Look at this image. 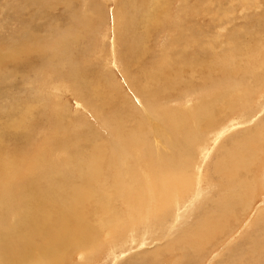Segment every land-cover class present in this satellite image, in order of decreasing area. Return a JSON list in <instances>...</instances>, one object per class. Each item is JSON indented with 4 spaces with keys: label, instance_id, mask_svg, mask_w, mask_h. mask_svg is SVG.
<instances>
[{
    "label": "bare ground",
    "instance_id": "bare-ground-1",
    "mask_svg": "<svg viewBox=\"0 0 264 264\" xmlns=\"http://www.w3.org/2000/svg\"><path fill=\"white\" fill-rule=\"evenodd\" d=\"M25 1L26 0H24V3ZM163 1L165 2V0H162V3H160L159 0H153L152 7H158V8L163 7L164 10H162L161 12L165 14L167 10L169 13L171 7L170 9H168L167 4L170 0H168L165 4H163ZM234 1L235 0H228L227 1L228 5H227L223 2V0H217V5L219 7H222V5L225 4L226 8H230V4ZM241 1L243 4H250V3H253L254 0H241ZM142 2L143 0L141 1V8L138 14L139 16L141 15V18H142V15H145V13L142 11L143 9ZM70 4L71 2L69 3V5ZM55 5H50V7L55 6ZM89 6H92V5L89 4ZM50 7H48V9ZM68 7L69 6H67V8ZM45 8H43L44 12H45ZM114 9L116 8L114 7ZM98 11H101V10H98ZM96 13L93 16H95ZM69 15L74 16L73 13ZM194 15H195V12L189 11L185 15L187 16L186 18L188 19L186 21H181V22H184L186 24H191L193 21ZM197 15H198V19L195 21L194 24L198 23L200 14L197 13ZM219 15H216L217 17L216 19L219 22H223L225 25L230 23V18L233 19L232 10L231 11L227 10L226 12H222L221 14L219 13ZM253 17L254 18L252 20H249L250 23L253 26H258L262 28V33L258 35L257 37L258 40L260 41L257 43L258 44L262 43V46L264 47V13H261L259 15L255 14L253 15ZM86 19H88V21L90 22L92 21L91 18L90 19L86 18ZM151 19L156 20L157 22H162L158 20V17L156 15H152L149 19L147 18V22ZM202 20L204 23L205 20L203 18ZM37 21H34V23H36ZM213 21L214 19H212L209 22L211 23ZM39 23L41 24V22ZM26 24L27 22L26 23L23 22L21 25L22 26L21 32L20 33L17 32V34L19 33L21 37L22 36L24 37L23 33L26 31V29L28 30L27 33L30 32L28 33V36L24 38L25 39L24 42L17 40L18 42L22 43V44L18 43L17 45L21 46L19 48H22L23 50L22 56H25V57L30 54H33L35 52V47L37 45L39 46L38 39L40 37L39 38H36V37L38 36V34H40V32L36 33V30L37 28L38 30L41 29L40 28L41 25L38 27L35 24L33 26L32 24L31 26L27 24L29 26L28 28ZM150 24L151 23H149V25ZM37 25H38V22H37ZM53 27L54 26H52L51 27L52 29H50V31L52 30L51 31L52 33H54V28H56L57 30L56 25L54 28ZM118 27H119L118 21H116V28ZM171 27L172 26L170 25V28ZM186 30L193 31V28H187ZM223 30L224 29H217L213 37L215 38L217 36L215 38L216 40H219V39L223 40L224 36H221V34L223 33ZM163 31H165V29H163ZM34 33L37 34V35L35 34L36 37L34 36ZM55 33H58V30L55 31ZM49 34L54 35V34H51L50 32ZM124 34H126V31L125 33L122 34V36ZM204 34L205 36L210 37L209 31H205ZM25 35H26V32H25ZM127 35L129 34L127 33ZM141 35L143 36V34ZM9 36L11 37V35H8L5 38V40H7ZM20 36L18 38H20L21 40ZM54 36H50L51 39ZM138 36L140 37V35ZM10 37L8 39L12 38ZM15 37L13 39H15ZM50 37H47V39H49ZM56 37H54L53 39H55ZM116 37H115L116 40H114L113 38L111 43H109L111 63H109V65H106V66H111L113 62L114 67L118 69L119 63L120 65H122L121 62L118 61L119 60L118 59L119 58L118 47L122 45L123 41L120 44L122 39L119 38L120 41L118 43ZM74 38L75 37L72 38L73 43H75ZM127 38L129 39V37ZM234 38L236 39H232V41L235 45L231 43V47L226 52L225 56H220L219 54H215L217 61L212 66L216 68L217 67L220 68V71L217 74L218 76L221 75L222 78H220L219 80L229 78L230 80L235 81L238 75L234 74V70L237 66H239L238 70L240 73L239 74L240 77L243 76L245 79H248L247 77H250V76L252 77V74L254 75L255 73V69H257L258 71L263 69V72H264V58L260 57L262 58V60L260 62L259 60L256 62V59L259 57L258 55L256 57V54H253L254 49L251 48V46L244 47L236 36ZM40 39H41L40 40L41 43L44 42L43 38H40ZM45 39L46 37L44 38V40ZM47 39L45 40L46 42L43 45L47 43ZM180 39L181 40L185 39L186 44L184 45L186 47L179 49L175 53V56H174L175 58L174 60L172 59L170 63L171 64L170 66L173 69L169 70L168 75L167 76L165 75L166 76L165 79L173 81L174 83L171 86H175V82L179 80L180 78H182L181 76L185 74L187 76L186 80L188 81V83H191L190 86H193L191 90L194 91L197 88L195 81L197 78L196 74L199 70L200 64L196 66H193V65L195 61V56L198 53L197 51H195L192 56H189L186 36L180 33ZM125 40L127 42V39H124V41ZM58 41H56L53 47L50 46V44L47 45L48 43H50L48 42L46 44L47 48L49 49L48 46H50L53 51L51 49H50L51 51H49L47 50V48H45L46 50L44 49L43 53L44 54L49 53L48 54L50 56L49 60H52V61L53 60L59 61L65 55L64 58L68 57L67 60L71 65H69L70 67H67L68 65H66V63L68 62H66L65 65L60 64V63H57V64L54 63L52 65H49L50 67L52 66V69H50V71H53L54 75H56L62 83L63 82L67 83L66 85L63 83L64 86L62 88L60 86H57L56 84H52L53 91L55 93L60 92V97L62 94L68 93L70 95H76L77 97H80L81 101L83 98L84 104L82 105H86V101L92 105L94 103L95 104L94 109L98 112L94 111L92 116L94 117V119H96V121L98 120L100 122V120L103 119L101 118V116L104 117L103 115H105L104 113L105 111H109L111 108L115 109L116 105L119 106V102L121 100L126 101V99L121 96V93L119 91L114 90L115 84L113 85V82H112V75L114 71L112 73L106 72V74H102V73L98 74V72L96 73V71H98L97 65H96L97 70L95 71L92 70L94 66L91 69V64H88L90 62L89 61L90 58L87 57L88 61H86L87 58L85 54H83L84 55L83 57L81 56L82 60L85 61L84 64L82 65L78 64L80 63V61L78 59L76 61L75 59V57H78L79 55V53H77L78 51L77 52L75 51L77 54L73 53V51L69 52V51L64 50L65 52H61L62 44L60 41L59 42ZM238 42H239V46H236ZM4 43L6 44V46H9L8 41L7 43L3 41V44ZM14 43L16 44V42ZM3 44H2V47H3ZM28 44L29 46L30 44L32 46L31 48L26 49L25 45H28ZM17 45H16V48H17ZM215 45L217 48H219V45L225 46L224 43H215ZM12 47L13 46H11L10 48ZM40 47L42 49V46ZM7 48L9 47H6V49ZM36 49H40V48L37 47ZM124 49H126V47ZM15 51L17 53L19 52L18 50H15ZM128 51L130 52H127L124 54L126 55L128 54L131 57L132 50L130 49ZM12 53L13 52H11L10 54ZM63 53L64 55L62 56ZM146 53H147L146 50H144V55ZM126 55L124 56L122 55L124 61L127 60ZM137 55H139V53H137ZM137 55L135 56L136 59H137ZM13 56H17V55H13ZM13 56L12 58H15ZM18 56H19V59H24L20 62L21 65L28 63L25 60V58H21V55H18ZM121 57L120 59H122ZM41 58L40 56L38 57V59L40 60ZM140 59L139 60L137 59L138 62L140 61ZM4 60L5 58L3 59V61ZM64 60L65 59H62L60 61H64ZM47 62L51 63L50 61H47ZM125 63L127 65V62ZM130 63L133 64L135 62L132 61ZM139 64H141V62ZM126 65L124 67H127ZM53 66H55V68H53ZM106 66L105 68L107 69ZM190 66H193V67H190ZM23 69H24L23 71H20L21 69L17 71L18 72L20 71L22 73L25 71V68ZM30 69L31 68H29V70ZM128 70H131V69L128 68ZM158 72H157V75L152 74V77H151L152 83L155 80V77L156 79L158 78L157 77ZM161 72H165V71H161ZM209 72H210V75L208 78L210 79L212 78L213 72L211 70H209ZM263 72L258 73L259 75L257 76H260V74L263 75L262 74ZM240 77L238 76V78ZM24 79H25V76H24ZM213 79L215 78L213 77ZM245 79L242 81L245 82ZM5 80H7L6 77H5ZM125 81L127 85L129 86V90L132 91L131 93H136L140 97L141 96L144 97V94L147 93V91L145 92L144 90H142L143 88L141 89L142 92L139 91L138 90L139 88H136L137 82L131 81L130 76L127 77L126 75ZM166 81L164 80V82ZM211 81H214V80H211ZM68 82L73 83V86H68ZM164 82H162V84ZM14 83H15L14 86H16V83H18V81L16 82L14 81ZM247 85H244L243 87L237 86L239 88L235 87L227 91L228 93L229 92H232V93H229V96H228L229 102L227 104H222L223 106L222 109L224 110V112L233 111L238 106L241 107L240 109L246 108L247 103L251 101V100L249 101V97L250 96L252 97V95L259 90V87L257 90H252L253 88L251 89ZM230 86L232 85L230 84ZM261 86L262 84L260 85V87ZM156 87L155 89L157 90L159 88V84L157 85L156 83ZM176 87H177V84H176ZM187 87L188 86L184 88V90H186V95L184 96V98H182V103H184L185 109H186L185 115L181 112L169 114V112L162 111L160 109L158 110L157 105H160L158 104V102H160V100L163 101L166 98L165 95L163 94L164 92L160 90V91H155V94L157 97L156 100L158 101L154 99H150V101H147L146 103L144 99L145 98L149 99L148 96H146L142 102V104L143 103L144 104L141 107H139L141 109L140 112L139 110L136 111L134 109V112L131 111L129 113L123 114L121 117L119 116L120 117L119 119L122 122L121 124H126V126L128 123H130L129 120L134 119L136 121V123L133 124L132 127L135 130H137V134L140 131H143V133H146L147 145L140 144L141 138L139 136H135L134 139L130 136L131 139H129V137L126 134L128 139L123 138L122 136H124L125 134L124 135L120 134L119 132L120 127L119 128L117 127L118 129L115 130L111 126V128L113 129V132L111 134L114 135L115 137L110 140L112 143L120 147V149L116 147L117 149L115 148V151L109 152L108 154H106L107 150H106L105 144L104 146L100 144L102 147H99L98 140H97L98 142L96 141V143H93V141L87 143L86 142L87 140L84 139V137L83 138L78 137V135L81 136L80 133L78 135L71 134L75 138V145H73L72 143L68 142V140H71V138L66 134V131L64 129L61 130L58 134H56V136H54V137H57V139H53V142L57 144L56 147L62 148V150L56 148L57 149L56 156L54 157L50 155L46 156L45 154L39 153L36 150H30L28 152L25 147V144H26L25 142L30 143V138H31L30 133H32V127L34 126V124H31L32 118L29 119L30 114H26V116H28V119L24 115L22 116L21 119L16 117L15 115L18 116L19 114L15 113V111L17 110V107L14 102L11 104L10 110H6L0 107V142L2 140V143H0V145L5 144L6 142L8 143L9 142L8 139L13 142V144H11V147L9 149H5L3 147L5 151H3L4 149L2 148V146H0V149H3L2 150L3 152L0 151V264H73L74 262H72L71 260V256H72L71 253H74V251H72V249L79 251V253L83 255L82 262L78 264H94V263L104 264L103 261H101V259L103 258L102 254L106 256L105 260L106 262H108V264H117L120 260H122L121 257H123L122 255L124 254L123 250L125 248H128L130 244L135 245L134 241H139V239H142V242L144 241L145 244L147 243L148 248L150 247L149 245L151 243L155 242V246L152 245V247L153 246L155 247L154 251L153 250L146 251V252L143 251L142 253L136 256H133L132 258H130L128 261H126L123 264H189L191 261L194 260V257L196 258L195 261H197L202 251L204 250L213 251L217 249V246L219 244L220 245L222 244L221 242L228 240V237H227L228 234H225L226 232H224L225 227L227 225H225L224 223L225 220L223 219H226L229 216H234V213H237L234 211L237 209H235L236 201L234 200L235 198L233 197L234 194L231 193L232 191L231 184L236 183V186H238L239 188V190L237 189L238 192L240 190L243 191V194L245 196H249L248 191L244 190L245 188L247 190V187L249 186L246 187L245 183H243L242 180H239V175L242 170L241 169L242 167H239L236 162L235 163L225 162V159H226V156L229 158L230 155H234L235 157H241L244 153L241 154L239 150L234 151L235 149L234 148V149H231L234 152L233 154L232 153L227 154L226 153L227 149H224L225 159L223 158L218 159V161L214 162L213 166H210L214 169L216 177L212 174V172L211 174L213 175L214 178L218 180L217 183H213L209 179L210 176H208V178L205 177L203 171L207 168L206 166H209V165H206L207 164L206 161L208 159L203 158L201 156V152L202 151L206 153H209V152L206 146L201 145L203 142L202 140H201V143H197V141L201 133H204V132L209 133L208 128L215 127L214 124L216 122V118H214V116L216 112L214 110V107L212 106L213 105L211 103L212 100L210 101V99L208 100V103L210 105L208 106L206 111L203 108H198L197 111L194 110L193 107L191 106L192 104L191 99L193 98V95H188L189 91L187 92ZM15 88L17 89V87ZM160 88L163 89L161 85H160ZM221 91H223V89ZM1 94L2 93H0V98H1ZM148 94H151V93H148ZM262 98L263 97H260L258 100H261ZM14 101H17L18 103H20V101L16 98H14ZM57 101H58V97H57ZM92 105L91 107H93ZM257 106L259 107L258 103H257ZM85 107H86V111L83 109L85 112H91V110L89 111L91 107H87V106ZM55 108L57 109V113L55 114L54 119L55 121H57L56 124H58L60 122L58 119V114L63 113V111L59 109V106L57 107V104L55 105ZM80 108H83V107H80ZM218 111H220V109ZM92 112L90 114H92ZM239 112H240V115L242 116V119L239 123V127L241 129L245 128V124L255 122V120L258 117L257 115L243 117V114H241L242 112L241 111ZM130 114L134 115V117L126 120V118H128ZM88 119L90 120L89 117ZM80 121H84V120H82L81 118ZM117 123H116V126H117ZM200 123H204V126ZM56 126L59 127V125H56ZM107 126L108 124H106L105 122L100 125L101 129H103L104 127H105L104 129H106ZM198 129H200L201 132H199ZM216 129L217 128H214L210 132H213ZM5 130H7L8 133L14 131L18 135V138L20 139H17L14 133L12 135L10 134L11 136L9 135L7 139V136H4ZM255 130L263 131V133L261 132V134L257 135L258 139H260V142L258 141L259 147L252 148V139L250 137V134H248L247 136L250 140L246 141L245 144L247 143L249 148H243V149L245 151H247L246 149L250 150L248 153L250 154V157L249 159L245 161L251 160L252 165L250 164L249 165L251 167L255 166L257 169H259L256 161L258 157L260 158V160H262L259 155L264 154V149H263L264 147V121L256 125V128L252 131H255ZM90 133L91 132L89 131V134ZM255 133L258 134L259 132L255 131ZM135 135H136V131H135ZM209 135H210L209 137L210 139L212 138L215 140L216 138V141L218 140V142L221 141L222 139V137H218V138L213 137L211 133H209ZM165 137L166 139H164ZM172 137H174L175 139L173 140ZM89 138H91V136ZM146 139L143 141L146 142ZM125 140H127L128 144H130V149L126 148V146L128 147V145L125 146V143H127ZM129 140H131V142H129ZM149 140L150 141L152 140V145L149 144ZM194 140L196 141V143H193ZM92 143L94 144L93 150L91 149L92 151L90 152L87 150L88 154H84L83 152L84 148L80 149L81 146L85 144H86L85 147L89 145L92 146L91 145ZM103 150L104 151L106 150L105 151L106 153L103 152ZM71 151H72V155H68V153ZM82 152L84 154L83 156L81 155ZM61 153L66 154V157L61 158V155H60ZM242 157L243 159L246 158L244 156ZM193 158H195V164H193L192 162ZM233 164H236L237 166ZM196 165H198L201 168V171L197 170ZM241 165H243V163ZM262 166L264 169V164ZM192 167H194L193 169L194 173L199 174L198 175L199 177L202 176L203 178L206 179L207 185H210L211 183H213L212 184L213 189L211 188L212 190L210 192L208 191V188L205 191L198 190L199 186H198V180L196 179L197 175L194 177V180L189 181L190 176L188 175V172L191 171ZM247 170H250V167H248ZM216 185H218V187ZM216 188H218L217 191H220L221 195L217 196L218 195L217 194L216 195L217 198L215 197L212 198L213 192H217L214 190ZM254 189H256V187ZM262 191L264 192V185L262 186ZM235 192H236V189H235ZM230 193L232 194V196ZM258 195L260 194L258 193ZM205 200L208 201V203H206L205 206L202 207L203 210H202V214L200 218L201 221L199 220L197 222L195 221L196 223L189 224V226L185 228L186 225L188 224L186 221L187 220L186 217L189 216V212L193 209V207H195V205H197V203L201 205V203H203ZM187 201L191 205L190 208L187 210V212H180V210H178L180 208V204L187 202ZM251 202L252 201H250L249 204H247L249 206L248 208L240 211L242 214H244V217H239V216H237L238 218H236L235 216L232 217L234 222H237V224H240L245 227L244 224L246 223V220L248 219V218L245 219V214H246L245 211L250 210L252 209V207H254L251 204ZM184 208L186 207L184 206ZM256 210L258 212V209ZM257 212L255 214H257ZM262 213L258 214L257 219H259L262 216L261 215ZM7 215L10 216L9 218H11L10 219L11 222H9V224H8L9 220H8ZM262 218H264V215ZM254 222L255 220L253 221V223ZM155 226L156 228L155 230H153V227ZM261 228L264 229V226H262ZM156 230L161 232L162 236L160 238H157L156 240H152L151 238L155 234ZM112 232H113V236L111 235ZM230 233L233 234V232H230ZM109 234L112 237V240H114L113 245L108 244L107 237L109 236ZM132 235L134 237L133 239H132ZM251 235H248V239H247V242L250 245L249 246L247 244L249 246V249L245 248L247 251H249V252L246 251L247 254L241 253L242 251L239 250L243 246V242H240L239 245L237 244L238 245L237 249L235 248V249L229 250L228 252L225 251L227 253L226 256L233 255L235 252L239 251L240 258H242L244 255L246 256L249 255L247 256V260L249 261L248 259L249 257H252L253 254H255L254 256L258 254V251H257L258 249L262 251V248L264 247V232H263V235L258 238L256 236H251ZM223 236L225 239L223 238ZM219 237H222L223 239L220 243L216 242L218 244H216L215 246L210 245L212 242L216 241V239ZM149 239L150 241L148 242L147 240ZM253 247H255V249ZM228 249L229 247L227 246L226 250ZM126 250H129V249H126ZM205 251L203 253H205ZM93 255H95V257H93ZM239 255L238 257L234 255V257H237L239 259ZM243 258L246 260V257H243ZM221 260L219 261L220 263H222L225 259L223 261ZM256 261H259V260H256Z\"/></svg>",
    "mask_w": 264,
    "mask_h": 264
},
{
    "label": "rangeland",
    "instance_id": "rangeland-1",
    "mask_svg": "<svg viewBox=\"0 0 264 264\" xmlns=\"http://www.w3.org/2000/svg\"><path fill=\"white\" fill-rule=\"evenodd\" d=\"M141 1L142 0H26L24 3V0H0V41H1V43H0V78H1V80H0V93H2L1 98H0V107L3 109H6V110H10L11 104L14 102L16 107H17V110L15 111V113L19 114L18 116L15 115L16 117L21 119L23 115L26 116V114H30L29 119L32 118L31 124H34V126L33 127L31 126L32 127V133H30V135H31L30 143L25 142L26 143L25 144L26 150L28 152L30 150H36L37 152L43 153L46 156L50 155V156L54 157L57 155V153H56L57 149L56 148L61 149V150H62V148L56 147L57 144L53 142V139H57V137H54V136H56V134H58L63 129L66 131V134L71 138V140H68V142L72 143L73 145H75V138L71 134L78 135L80 133L81 136L78 135V137H81V138L84 137V139L87 140L86 141L87 143L92 142V141H93V143H96V141L98 140L99 142L98 141L97 142L99 144V147H102L100 144H102L103 146L105 144L107 153L105 152L106 150L105 151L103 150V152H105L106 154H108L109 152L115 151V148L118 147L117 145L112 143L110 139H113L115 137L114 135L111 134L113 132V129L117 130L119 127H120V130H119L120 134L121 135L125 134L124 136H122L123 138L128 139V137H129V139H131L130 138V136H131L134 139L135 136H139L141 138L140 144L147 145L146 133H143V131H140L137 134V130H135L132 127L133 124L136 123V121L134 119L129 120L130 123H128L126 126V124H121L122 122L119 118L123 114L129 113L131 111L134 112V109L136 111L139 110V112H140L141 109L139 107H141L144 104V103L142 104V102L146 96H148V98H149V99H147V98L144 99L146 101V103H147V101H150V99L156 100L157 97H156L155 91L162 90V92H164L163 94L166 97L163 101L160 100V102H162V103L158 102V104H160V105H157V107H158L157 109L169 112V114L181 112L185 115L186 109H185L184 103H182V98H184V96L186 95V90H184V88H186V86H188L187 87V92L189 91L188 95H193V98L191 99L192 100L191 106L193 107L194 110L197 111L198 108H203L206 111V109L210 105L208 103V100L209 99H210V101L212 100L213 102L211 101V103L213 104L212 106L214 107V110L216 112L215 116H214V118H216V122L214 124L215 127L208 128L209 133H211L213 137H217V138L222 137V139H221V141L218 142V140L216 141V138H215V140L212 138L210 139L209 133L204 132V133L200 134V136L198 138L199 142L197 141V143H201V140H202L203 142L201 145L206 146L207 150L209 152V153H206L204 151L201 152V156L203 158L208 159L206 161L207 162L206 165H209V166H206L207 167L206 169L204 167L205 170L203 171V173H204L206 178H208V176H210L209 179L213 183H217L218 180L213 177V175L216 177L214 169L210 166H213L214 162L218 161V159H221V158L225 159V156H224L225 150L224 149H227V151H226L227 154H231V153L233 154L234 152L231 149H234V148H235L234 151L239 150L241 154L244 153L242 155V156L246 157L244 159L242 156L241 157H235L234 155H230L229 158L226 156V159H225V162H232V163L236 162L239 167H242L241 168L242 170H241L240 175H239V180H242L243 183H245L246 187L249 186V187H247V190H246V188L244 189L245 191H248L249 196H245L243 194V191L240 190L241 192L240 191L238 192L239 188H238V186H236V183L231 184V187H232L231 190L232 191L234 190L233 192L231 191V193L234 194L233 197L235 198L234 200L236 201L235 202V204H236L235 209H237V210H234L235 212H237V213H234V216L236 218H238L237 216L244 217V214H242L240 211L248 208L249 206L247 204H249L250 201H252L254 203L253 204L251 202V204L254 207H252V209H250V210L245 211V213H246L245 219L248 218L246 220V223L244 224L245 227L240 225V224H237V222H234V220L232 218L234 216H229L228 218L223 219V220H225V222H224L225 225H227L225 227L224 232H226L225 234H228V236H227L228 240L221 242L223 240L222 237L217 238L216 241H214L210 244V245L215 246L216 244L221 242L222 244L221 245L219 244L218 245L219 247L217 246V249H215L213 251H205L204 250L205 253H203L204 251H202V253L199 255V258L197 259V261H195L196 258L194 257V260L191 261L189 264H219L220 263L219 261L221 259H222L221 261H223L224 259L225 260L220 264H231V263L232 264H252V263L253 264H258V263L263 264L264 263V253H263L264 247L262 248V251L259 249L257 250L258 254H256V256H254L255 254H253L252 257H249L248 258L249 261L247 260V256H249V255L243 256V254H242L243 257H246V260H245L243 257L240 258L239 251H237L233 255H229V256H226L227 255L226 252H228L229 250L235 249V248L237 249L238 248L237 246L239 245V243L243 242V246L239 250L242 251L241 253L247 254V252H249V251H247L246 249H249V246H250L249 243L247 242L248 235L252 234L251 236H256L258 238V237L262 236L263 232H264L263 231L264 229L261 228L262 226H264L263 225L264 224V218H262L264 215V212H263L264 211V192L262 191V186L264 185V169L262 166L264 164V154L259 155L262 160H260V158L258 157V159L256 161V163L259 167V169H257L255 166H253V167L250 166V165H252L251 160L245 161V160L249 159V157H250V154H248L250 150L246 149L247 151H245L243 149V148H249L248 144L247 143L245 144L246 141L250 140L247 136L248 134H250V137L252 139V148H254V147L258 148L259 147L258 143L260 142V139H258L257 135L261 134V132L263 133V131L255 130L256 132H259L258 134H256L255 131H252V130H254L256 128V125H258L262 121H264V113H263L264 109H262V108H264V81H262V80H264V72H263V69L260 71L255 69L254 75L252 74V77L251 76L247 77L248 79L250 78L248 80V79H245L243 76L240 77V75H239L240 73L238 70L239 66H237L234 70V74L238 75L240 78H238V76H237L235 81H232L229 78L219 80L220 78H222L221 75L218 76V74H217L220 71V68L213 67L212 65L217 61L215 54H219L220 56L226 55V52L231 47V43L234 44L232 39H236V38H234L235 36L239 39V41L242 43V45L244 47L251 46V48L254 49L253 54H256V57H257V55L259 57L256 59V62L258 60L260 62L262 60V58H264V47L262 46V43H259L260 45L257 43L260 41V40H258L257 37H258V35H260L262 33V28H260L258 26H253L249 21V20H252L254 18L253 15H255V14L259 15L261 13H264V0H254L253 3H250V4H243L241 0H235L234 2H232L230 4V8H226V5H225V4L228 5V2H227L228 0H223V2L225 4H223L222 7H219L217 5V0H211V1L210 0H195V1H193V0H170L167 4L168 9H170V7H171L170 12L168 13V11L166 10L165 14H163L161 12L162 10H164L163 7L162 8L152 7L153 0H143L142 11L145 13V15H142L143 19L141 18V15L140 16L138 15L140 8H141ZM167 1L168 0H165V2L163 1V4H165ZM70 2H71V4L69 5ZM159 2L162 3V0H159ZM134 3H135V5H134ZM206 3H207V5H206ZM42 4H44V5H42ZM64 4H66V5L68 4L67 6H69V7L67 8V6ZM89 4H91L92 6H89ZM32 5H34V6H32ZM35 5H37V6H35ZM46 5L48 7H50V5H55V6H51L48 9V7ZM77 6H79V7H77ZM114 7L116 9H114ZM43 8H45V12H44ZM95 8H97V9H95ZM93 9H94V11H93ZM98 10H101V11H98ZM227 10L233 11V16H232L233 19L230 18V23L225 25L223 22H219L216 19L217 18L216 15H219V13L221 14L222 12H226ZM189 11L195 12L192 23L186 24L184 22H181V21H186L188 19V18H186L187 16H185V15ZM94 12L95 13L97 12L95 16H93L95 14ZM115 12H117V13H115ZM72 13L74 14V16L69 15ZM112 13H113V15H112ZM197 13L200 14L199 20H198V23L194 24L195 21L198 19ZM135 15H137V16H135ZM152 15H156L158 17V20H160L162 22H157L156 20H153V19L149 20L150 22L149 21L147 22V18L149 19ZM201 15H203V16H201ZM69 16H70V18H69ZM86 18H89V19L91 18L93 22L91 21L92 22L91 23ZM202 18L205 20L204 23H203ZM33 19H34V21L38 20L37 21L38 25H37V22L34 23ZM212 19H214V21L210 23L209 21H211ZM130 20H132V21H130ZM116 21H118L119 30H118V28H116ZM23 22H25V23L27 22V24H29V26H31V24H32V26L35 24L38 27L41 25L40 26L41 29L38 30V28H37L38 31L36 30V33L40 32V34H38V36L36 37L35 36L36 33H34V36L36 38H39V37L43 38V41H44L41 43V41H40L41 39L39 38L38 39L39 46L37 45L35 47V52L33 54L26 56V57L22 56L23 50H22V48H19V47H21L20 45L19 46L17 45L18 43H21L22 41L24 42V40H25L24 38H26V36H28V33H30V32L27 33L28 30L26 29V31H25L26 35L24 32L23 33L24 37L20 36L19 33L21 32V29H22L21 25ZM39 22H41V24ZM146 22H147V24H146ZM149 23H151V24L149 25ZM27 24H26V26L29 28V26ZM86 24H87V26H86ZM55 25L57 27L58 33H55V31H57L56 28H54ZM170 25L172 26L171 28H170ZM52 26H54L53 27L54 33L51 32L52 30L50 31V29H52L51 28ZM147 27H148V29H147ZM187 28H193V31H187L186 30ZM163 29H165V31H163ZM217 29H224L223 33L221 34V36H224L223 40L222 39L216 40L215 38L217 36L215 38L213 37L214 33ZM125 31H126V34H124L122 36V34L125 33ZM205 31H209L210 37L205 36V34H204ZM17 32H19V33L17 34ZM49 32L51 34L56 35L57 37L54 35H50ZM139 32L141 34H143V36ZM127 33L129 35H127ZM180 33H182L186 36V42L188 45V55L192 56L195 51H197V53H198L195 56V61H194V65H193V66H196V65L200 64L199 70L196 74L197 78L195 81L197 88L194 91L191 90V88L193 86H190L191 83H188V81L186 80L187 76L185 74L183 76H181L182 78H180L179 80H177L175 82V86H171L174 83L173 81L165 79V77L169 73V70L173 69L170 66L171 65L170 63H171L172 59L174 60L175 53L179 49L186 47L184 45V44H186L185 39L184 40L180 39ZM8 35H11L12 38L9 36L11 39H8L9 38L8 37L7 40H5V38ZM49 35L54 36L57 39L56 38L53 39L54 37H52V39H51V37ZM138 35H140V37ZM15 36H17V37H15ZM19 36L21 37V40H20V38H18ZM137 36H138V38H137ZM14 37H15V39H13ZM45 37H46V39H47V37H50L49 39L51 41L54 40L51 42L49 39H47V43L48 42H50V43H48V44L46 43V44L47 45L50 44V46H52V47L55 45L56 41L59 40L62 44L61 52L73 51V53H76L78 51L77 53H79V55H78V57H75V59H76V61H77V59L80 61V63H78L80 65L84 64V62H85L84 60H82V57L84 56L83 54H85L86 58L88 57L91 59V60L89 59L90 62L88 63V64H91V69L93 66L94 67L92 70H94V71L97 70V68H98V71H96V73L98 72V74L99 73L100 74L101 73L106 74V72L112 73L114 71L113 75H112L113 85L115 84L114 90L119 91L121 93V96L124 97L126 99V101L121 100L119 102V100H118L119 106L116 105L115 109L111 108L109 111H105L104 112L105 115L102 114L104 117L101 116V118H103V119L100 120V122H101L100 123L98 120L96 121V119H94V117L92 116L94 111H96L94 109V106H95L94 103L92 105L86 101V105H82V104H84L83 98H82V101H83L82 102L80 100L81 99L80 97H77L76 95H70L68 93H64L65 96H64V94H62L60 97V92L55 93L53 91L52 84H56L57 86H60L62 88L64 86V84L66 85L67 83L63 82L64 83L63 84L60 81V79L56 75H54L53 71H50V69H52V66L50 67L49 65H52L54 63H56V64L60 63V64L65 65V63L68 62V60H67L68 57L64 58L65 55L63 53L62 56L63 55L64 56L60 60L65 59L64 61L49 60L50 59L49 58L50 56L48 55L49 53H45L47 56L43 53V50L45 48H47L46 44H45L46 46L43 45L46 42L45 41L46 39L44 40ZM73 37H75L74 38L75 43H73V41H72ZM115 37L117 38L118 43H119L120 39H122L120 44L122 43V41L124 43V45L122 43V45L118 47L119 58L118 57L117 58L119 59L118 61L121 62V64H122V65H120V63H119L118 69H116L114 67L113 62L111 64V66H106V65H109V63H111L110 62L111 61L110 60L111 55H110L109 43H111L113 38H114V40H116ZM121 37H123V38H121ZM127 37H129V39ZM151 38H153V39H151ZM124 39H127V42H126V40L124 41ZM10 40H11V42H10ZM17 40L21 41V42H18ZM142 40L143 41L145 40L148 44L145 41L143 42ZM3 41L6 43L8 41L9 46H6L5 43L3 44ZM14 42H16V44ZM78 42H80V43H78ZM215 43H224L225 46L219 45V48H217ZM2 44H3V47H2ZM16 45H17V48H16ZM252 45H253V47H252ZM11 46H13L15 48H13V47L10 48ZM28 46H29V44L25 45V48L26 49L31 48L32 45L30 44V46L29 47ZM40 46H42V49ZM50 46H48L49 49L47 48V50H49V51L52 50V48ZM236 46H239V42L237 43ZM6 47H9V48L6 49ZM37 47L40 49H36ZM125 47L127 50L124 49ZM144 47H146V48H144ZM130 49L132 50L131 51V57L128 54L127 55L124 54V53L130 52V51H128ZM9 50L11 52H13L14 54L13 53L10 54L11 52ZM15 50H18L19 52L17 53ZM144 50H146V52H147L145 55H144ZM255 50H256V52H255ZM6 51H8V52H6ZM41 51H42V53H41ZM137 53H139V55H137ZM13 55H17V56L21 55V58H25V60L28 63L21 65L20 62L24 59H19V56L17 57V56H13ZM122 55L123 56L126 55L128 61L127 60L124 61ZM136 55H137L138 60L141 58L139 62L135 57ZM142 55H143V57H142ZM259 55H261V56H259ZM12 56L15 58H12ZM29 56H30V58H29ZM37 56L38 57L40 56V58L42 57L41 60L38 59ZM120 57L122 59H120ZM260 57H262V58H260ZM4 58H5V60L3 61ZM32 58H33V60H32ZM44 58H46V59H44ZM88 58L86 61H88ZM14 59H16V60H14ZM130 59L132 61H134L135 63H133V64L130 63V62H132ZM129 60H130V62H129ZM47 61H50L51 63H49ZM125 62H127V65ZM140 62H141V64H139ZM18 63L20 64L21 67L19 66ZM134 64H136V65H134ZM138 64L140 67L138 66ZM66 65H68L67 67H70L69 65H71V64L68 62V63H66ZM96 65H97V68H96ZM125 65L127 67H124ZM105 66L107 67V69L105 68ZM193 66H190V67H193ZM33 67H35V68H33ZM23 68H25V71L21 73L20 71H23L24 70ZM29 68H31V69L29 70ZM53 68H55V66H53ZM128 68L131 70H128ZM139 69H140V71H139ZM203 69H204V71H203ZM208 69L213 72L212 78H210V79L214 80V81H211L208 78L210 75V72ZM17 70H20L19 71L20 73ZM26 70H28V71H26ZM158 71H160V72H158ZM161 71H165V72H161ZM157 72H158L157 77L160 79H158V78L156 79V77H155V80L152 83V78H151L152 74L157 75ZM261 72H263L262 73L263 75L260 74V76H257V75H259L258 73H261ZM49 74H50V76H49ZM201 74H203V75H201ZM126 75H127V77H129V76L131 77V81L137 82L136 88H139L138 89L139 91H141L142 88H143L142 90H144L145 92L147 91V93L144 94V97L143 96L140 97L136 93H131L132 91L129 90V86L127 85V83L125 81ZM24 76H25V79H24ZM254 76H255V78H254ZM5 77L7 80H5ZM213 77L215 79H213ZM239 79L241 81L245 79V82L244 81L241 82ZM164 80L165 81L167 80V81L164 82ZM14 81L15 82L18 81V83H16V86H14V84H15ZM26 82H27V84H26ZM162 82H164L166 84H164V83L162 84ZM156 83H157V85L159 84V88L157 90L155 89ZM244 83H246V84H244ZM252 83H253V85H252ZM17 84H18V86H17ZM176 84H177V87H176ZM230 84L233 87L230 86ZM240 84H241V86H240ZM259 84L260 85L262 84V86L260 87ZM160 85H161V87H163V89L160 88ZM228 85H229L230 89H229ZM244 85L249 86L251 89L253 88L252 90H257L259 87V90L256 93H254L252 95V97L250 96L251 98L249 97V101L250 100L251 101L247 103L246 108L240 109L241 107L238 106L233 111L224 112V110L222 109L223 108L222 104H227L229 102L228 96H229V93H232V92L228 93L227 91H229L235 87L236 88L243 87ZM68 86H73V83L68 82ZM237 86H239V87H237ZM6 87H8V88H6ZM15 87H17V89ZM165 87H166V89H165ZM19 88H21V89H19ZM261 88H263V89H261ZM222 89L225 92L221 91ZM224 89H226V90H224ZM7 90H8V92H7ZM123 90H125V91H123ZM165 90H167V91H165ZM61 92H63V91H61ZM148 93H151V94H148ZM109 94H111V93H109ZM149 95H150V97H149ZM225 95H227V96H225ZM10 97H12V98H10ZM57 97H58V101H57ZM216 97H217V99H216ZM260 97H263V98L261 100H258ZM14 98L18 99L20 101V103H18L17 101H14ZM216 100H218V101H216ZM156 101H158V100H156ZM257 103L259 104V107L257 106ZM56 104H57V107L59 106V109L63 111V113L58 114V119L60 121L58 124H56L57 121H55V119H54V116L57 113V109L55 108ZM91 105L93 107H91ZM85 106L91 107V109H89V111L90 110H91V112L93 111L92 114H90L91 112H85L86 111ZM80 107H83V108H80ZM217 109L218 110L220 109V111H218ZM249 109H251V110H249ZM239 111L242 112L241 114H243V117L251 116V115H257L258 117L255 120V122L245 124V128L241 129L239 127V123L242 119V116L240 115ZM96 112H98V111H96ZM26 117L28 119V116H26ZM88 117L90 118V120L92 122L88 119ZM133 117H134V115L130 114L128 116V118H126V120L133 118ZM81 118L84 121H80ZM119 120H120V122H119ZM106 121H108V122H106ZM104 122L106 124H108V126L106 129H104L105 127L103 129H101L100 125ZM117 122H119V123H117ZM116 123H117V126H116ZM200 124H202L204 126V123H200ZM56 125H59V127H57ZM121 125L123 126V128ZM111 126L113 129L111 128ZM87 128H88V130H87ZM214 128H217V129L214 130L213 132H210ZM99 130L101 131V133ZM134 130L136 131V135H135ZM89 131L91 132L90 134H89ZM198 131L201 132L200 129H198ZM98 132H99V134H98ZM13 133L17 139H20V138H18V135L14 131L8 133V131L5 130L4 136H7V139H8V136L10 134L12 135ZM126 134L128 137L126 136ZM90 136H91V138H89ZM92 136H94V137H92ZM95 136H96V138H95ZM145 139H146V142L143 141ZM164 139H166V137ZM172 139L174 140L175 138L172 137ZM8 141H9L8 143L6 142L5 144H1L0 146H2V148L4 147L5 149H9L11 147V144H13V142L10 141L9 139H8ZM125 141L127 142V140H125ZM129 142H131V140H129ZM0 143H2V140ZM93 143L91 144L92 146L89 145V146L85 147L86 144L82 145L80 149L84 148L83 149L84 154H88L87 153L88 151L90 152L93 150V145H94ZM193 143H196V141L194 140ZM149 144L152 145V140L151 141L149 140ZM126 145H128V147ZM138 145H139V143H138ZM125 146H126V148L130 149V144H128V142L125 143ZM218 148H220V149H218ZM3 149H0V151H2ZM5 149L3 151H5ZM111 149H113V150H111ZM118 149H120V147H118ZM242 149H243V151H242ZM263 149H264V147H263ZM229 150H231V151H229ZM83 152L81 153L82 156L84 155ZM62 154H63V156H62ZM60 155H61V158L66 157V154H64V153H61ZM68 155H72V151L69 152ZM195 155H197V154H195ZM192 162H193V164H195V158L192 159ZM245 162H247V163H245ZM111 163H112V161H111ZM242 163H243V165H241ZM233 165H236V164H233ZM196 166H197V170L201 171V168L198 165H196ZM248 167H250V170H247ZM193 169H194V167H192L191 171L188 172V175L190 176L189 181L194 180V177L197 175L196 179L198 180V186H199L198 190L199 191H205L208 188V191L210 192L213 189L212 188L213 183H211L210 185H207L206 179L203 178L202 176L199 177L198 176L199 174L194 173ZM256 171H257V173H256ZM211 172L213 175L211 174ZM258 173H260V174H258ZM214 180H216V181H214ZM257 185H258V187H257ZM216 186L218 187V185H216ZM233 187H234V189H233ZM255 187H256V189H254ZM217 189L218 188H216L214 190L217 191ZM235 189H236V192H235ZM257 192L260 195H258ZM232 194H231V196H232ZM216 195L220 196L221 195L220 191L213 192L212 198L213 197L217 198ZM240 195H241V197H240ZM201 200H199V201H201ZM206 203H208V201L205 200L203 203H201V205H199V203H197V205H195V207H193V209L189 212V216L186 217L187 218L186 221L188 224L186 225L185 228H187L189 226V224L196 223L198 220L201 221L200 218H201V214H202V210H203L202 207H204ZM239 203H241V204H239ZM184 206L186 208H184ZM190 206H191L190 203L187 201V202L181 203L180 208L178 210H180V212H187V210L190 208ZM183 209H185V210H183ZM256 209H258V212ZM256 212H257V214H255ZM259 213H262L261 214L262 216L259 219H257L258 218L257 216ZM237 214H239V215H237ZM8 215H9V213H8ZM9 217L10 216H8V220H9L8 224H9V222H11V220H10L11 218H9ZM230 218H232V219H230ZM254 220H255V222L253 223ZM242 223H243V221H242ZM259 223H261V224H259ZM234 224H236V225H234ZM248 224H250L251 226ZM252 224H253V226H252ZM256 226H258V227H256ZM248 227H249V229H248ZM253 227L255 228V230ZM155 228H156V226L153 227V230H155ZM226 229H227V231H226ZM130 232H132V231H130ZM230 232H233V234H231ZM111 235L113 236V232ZM161 236H162V233L156 230L155 234L152 236L151 239L156 240L157 238H160ZM107 238H108V240H107L108 244L113 245L114 240H112V237L110 236V234ZM133 238L134 237L132 235V239ZM223 238H224V236H223ZM147 241L149 242L150 239ZM134 242H135V245L130 244L131 247L129 245L128 248H125V249L123 248L124 254L122 255L123 257H121L122 260H120L118 262L119 264L125 263L130 258L142 253L143 251H145V252L151 251V250L154 251V249H155V247H154L155 242L151 243L149 245L150 246L149 248L147 246L148 245L147 243L145 244L144 241L142 242V239H139V241H134ZM216 242H218V243H216ZM249 242H250V240H249ZM102 245H104V244H102ZM143 245H145V246H143ZM152 245H154V246L152 247ZM227 246L229 247L228 250H226ZM245 246H247L248 248ZM253 248L255 249V247H253ZM126 249H129V250H126ZM72 251H74V253H71V255H72L71 260H72V262H74L73 264L81 263L83 255L80 254L79 251H76L75 249H72ZM243 251H245V252H243ZM234 255L237 257L239 255V259L237 257H234ZM102 256H103V258L101 259V261H103L104 264H108V262H106V260H105L106 256L104 254H102ZM261 256H263V257H261ZM93 257H95V255H93ZM252 258H253V260H252ZM256 260H259V261H256ZM234 261H236V262H234ZM254 261H255V263H254ZM94 264H96V263H94Z\"/></svg>",
    "mask_w": 264,
    "mask_h": 264
}]
</instances>
